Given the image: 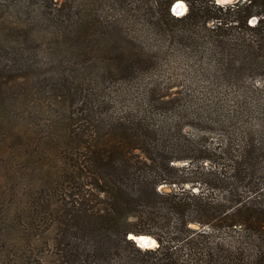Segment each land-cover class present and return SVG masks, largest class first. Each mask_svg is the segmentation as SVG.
Listing matches in <instances>:
<instances>
[{
    "label": "trees",
    "instance_id": "obj_1",
    "mask_svg": "<svg viewBox=\"0 0 264 264\" xmlns=\"http://www.w3.org/2000/svg\"><path fill=\"white\" fill-rule=\"evenodd\" d=\"M175 1L0 0V92L53 90L0 264H264V0Z\"/></svg>",
    "mask_w": 264,
    "mask_h": 264
},
{
    "label": "rangeland",
    "instance_id": "obj_2",
    "mask_svg": "<svg viewBox=\"0 0 264 264\" xmlns=\"http://www.w3.org/2000/svg\"><path fill=\"white\" fill-rule=\"evenodd\" d=\"M184 4L186 5L185 2ZM186 8L187 5L185 11ZM8 46L6 43L4 48L3 44H0V62L4 59L5 54L10 52ZM24 48L27 49L26 53L31 58L33 56L31 50L28 47ZM38 59L33 57V60ZM180 59L183 61L184 57H180ZM31 62L32 58L30 59ZM1 66L2 63L0 73L7 78H10L16 72V69L12 71L9 69L7 71L2 70ZM27 72H29L30 77L26 83L12 80L6 84L4 92H0L3 95L2 98H4L1 100L3 105L0 107V215L7 210L12 212L23 210V212H26L27 194L35 189V176L37 175H33L32 162L29 158H34V156L27 154L23 146L22 125L30 122L33 129H37L38 125V128H41V124L46 123L51 117L47 102L48 100L52 101L51 94L53 90L51 89L52 81L48 79L49 72L46 66L40 65L36 68L30 66ZM120 89L125 90V85H121ZM189 177L196 178L197 176L194 174L189 175ZM188 185H191V183H187ZM199 185L206 187L204 182H200L193 190H199ZM158 188L162 190L170 189L165 184L159 185ZM1 220L2 217H0ZM2 228H4L1 232L2 236L7 235L6 241L9 243L11 237L9 232L12 228L9 224H4ZM155 245L156 243L153 246Z\"/></svg>",
    "mask_w": 264,
    "mask_h": 264
},
{
    "label": "water",
    "instance_id": "obj_3",
    "mask_svg": "<svg viewBox=\"0 0 264 264\" xmlns=\"http://www.w3.org/2000/svg\"><path fill=\"white\" fill-rule=\"evenodd\" d=\"M233 0H216L217 3L220 4H224V3H229ZM181 2V0H177L172 4L171 10L175 15H179L183 14L185 12V8L182 9L181 8V4H179ZM185 5V4H184ZM130 238H132L135 243L141 247H151L153 244H151L150 242V238H152L150 235L148 234H133L131 233ZM140 237H142V239H140Z\"/></svg>",
    "mask_w": 264,
    "mask_h": 264
},
{
    "label": "bare ground",
    "instance_id": "obj_4",
    "mask_svg": "<svg viewBox=\"0 0 264 264\" xmlns=\"http://www.w3.org/2000/svg\"><path fill=\"white\" fill-rule=\"evenodd\" d=\"M179 4H181V8H182V9H184L185 6H186V5H184V2H183V1H181ZM151 237H152V236H151ZM140 239H142V237H140ZM150 241H151L150 243L153 244V245L156 243V240H155L153 237L150 238ZM153 245H152V246H153Z\"/></svg>",
    "mask_w": 264,
    "mask_h": 264
}]
</instances>
